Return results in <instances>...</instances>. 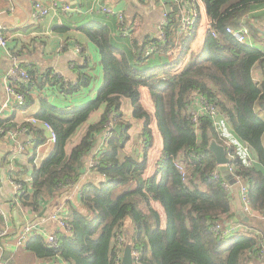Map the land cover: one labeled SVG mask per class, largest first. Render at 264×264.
I'll list each match as a JSON object with an SVG mask.
<instances>
[{
    "label": "trees",
    "instance_id": "obj_1",
    "mask_svg": "<svg viewBox=\"0 0 264 264\" xmlns=\"http://www.w3.org/2000/svg\"><path fill=\"white\" fill-rule=\"evenodd\" d=\"M201 1L212 31L206 32L199 53L191 52L199 16L187 33L177 32L182 5L175 3L163 37L157 33L138 42L130 37L131 29L124 28L128 37L120 44L111 41L108 26L81 27L99 50L102 86L95 99L78 108L59 109L40 99V112L33 118L50 126L54 150L33 167L31 191L16 196L15 202L37 211L43 200L58 198L84 174L106 124L112 122L120 132L112 134L91 168L98 178L82 184L79 208L72 204L67 210L70 235L57 234L55 249L31 236L25 253L39 259L58 257L66 264H118L129 248L134 264H264V51L236 42L225 31L247 28L252 39L259 40L264 12L256 10L264 0ZM176 42L179 49L174 51ZM149 46L155 50L146 55ZM19 68L30 78L27 84L10 80L25 99L22 109L46 84L63 94L77 89L51 74L39 83L37 71ZM140 88L148 90L153 114L143 107ZM196 97L215 107L246 153L234 141L226 145L207 115L192 122ZM125 99L132 119L141 122L136 136H131L132 124L121 112ZM97 111L99 119L88 124ZM153 120L161 150L149 176ZM85 126V134L68 151L69 142ZM0 127L15 128L10 120ZM212 141L230 155L233 171L227 177L244 182L249 204L261 217L238 218L241 230L231 238L212 231L231 218V194L209 151ZM2 225L0 216V230Z\"/></svg>",
    "mask_w": 264,
    "mask_h": 264
},
{
    "label": "crops",
    "instance_id": "obj_2",
    "mask_svg": "<svg viewBox=\"0 0 264 264\" xmlns=\"http://www.w3.org/2000/svg\"><path fill=\"white\" fill-rule=\"evenodd\" d=\"M34 2L49 8L50 13L37 21L31 20ZM171 3L182 5L181 0H0V39L6 42L5 48L0 46V110L6 99L7 77L16 66H22L26 71H37L39 83L43 81L44 75L51 74L67 85L77 87L74 93L63 94L58 88H51L46 84L42 89L33 92L32 103L28 107L13 112L0 111V122L10 120L15 126L12 129L0 127L5 132L13 133L12 137L9 134L0 136V206L7 218V231L0 239V264H66L58 257L34 258L25 253L23 248H17L15 240L26 226H31L45 236L55 233V223L50 219L53 213L64 210L67 214L72 204L79 208L78 198L82 184L87 179L98 178L95 172L85 171L80 180L61 192L58 198L43 200L37 211L23 208L15 202L16 195L12 184H22L25 191L30 192L33 167H38L54 150V143L49 140L48 131L40 124L33 125L29 122L40 112V99L59 109L78 108L95 99L102 86L103 69L99 50L80 32L81 27L108 26L111 41L120 44H124L125 38L128 37L125 29L130 28V37L141 42L146 37L153 38L157 35L158 27L166 20L168 13L173 11ZM188 3L195 15L199 16L197 35L191 45V52L199 53L209 21L201 0ZM63 5H68L70 11L60 10ZM102 8L110 9L113 15L102 12ZM256 12H264V6H260ZM120 18L122 20H119ZM258 25L263 28L258 36L259 40H253L251 35H248L246 44L264 51V23ZM178 49L179 44L176 42L174 51ZM186 62L187 59L183 65ZM253 77L259 80L260 75L255 72ZM139 91L143 107L153 114L154 108L148 90L140 88ZM125 101L128 102V108L123 106L121 112L124 121L132 124L129 129L131 136H136L141 122L132 119L129 101L123 100L122 105ZM82 103L84 104L81 105ZM100 115L99 112L95 122ZM150 128L154 142L148 153L149 166L146 173L149 176L161 150V140L154 120ZM221 134L226 145L234 141L244 152V146L236 141L225 121H221ZM99 138L100 136L97 137L95 148ZM89 160L90 158L87 159V164ZM230 182L233 184L226 182V187L231 194V218L225 222L226 226L238 223V218L248 220L251 217L259 220L256 215L252 217L243 213L241 184L231 180Z\"/></svg>",
    "mask_w": 264,
    "mask_h": 264
},
{
    "label": "built area",
    "instance_id": "obj_3",
    "mask_svg": "<svg viewBox=\"0 0 264 264\" xmlns=\"http://www.w3.org/2000/svg\"><path fill=\"white\" fill-rule=\"evenodd\" d=\"M183 11L181 14V20L179 24L178 31L179 33H187L192 26L194 25L196 21V15L193 9L189 6V3L185 0H181ZM55 8H58L57 5H54ZM60 10L63 12H68L70 11V7L68 5H63ZM102 12L106 14H111L110 9L108 8H102ZM50 13V9L43 6L39 2H34L32 4V13H31V20L37 21L38 19L44 18ZM119 18V16H118ZM119 20H122L121 18ZM166 24V20L158 27V33L163 37V27ZM207 31H212L210 24H207L206 27ZM226 33L231 35V37L238 43L240 44H246L249 32L247 28H242V29H232V28H226ZM247 45V44H246ZM0 46L2 48L6 47V42L3 39H0ZM155 48L149 46L146 48V55H150L154 52ZM10 80L13 81H20L24 84L29 83L30 78L27 75V73L23 70H21L19 67H15L10 75L7 77V84L5 87V92H6V99L5 102L1 106V112H13L14 110H21L25 106V99L23 95L15 92L14 88L11 87ZM192 122H196L200 116L207 115L211 121L213 126L217 129L218 132L221 133V118L217 114V111L215 107L212 105L208 104L206 101H204L202 98L196 97L194 99V102L192 103ZM29 122L33 125H38L40 124L45 130L48 131L49 136H50V141L52 143L55 142V134L52 132L50 126L45 123V122H40L34 118H31ZM116 126L112 122H108L102 131V133L99 135V142L96 146L94 147L91 152V157L90 160L86 166V173L92 172L91 168H93L96 165V160L99 158L101 153L106 147V142L108 139L112 136L114 133V128ZM2 134H9L11 137L13 136V133L8 131L5 132L2 129H0V135ZM244 153H246V148L244 147ZM228 171L231 174L233 171V168L231 166H228ZM85 173V172H84ZM236 183L241 184V189H240V199L243 205V213L247 216H252L256 215L259 219L261 217L256 214L248 200V188L244 184V182L240 181L238 178L234 179ZM13 189H14V195L20 196L24 191H25V186L19 183H13ZM0 216L3 219V225L2 229L0 230V239L3 238V236L6 234V229H7V218L5 214L1 210L0 206ZM51 220L55 223V233L44 235L40 231H35L31 226H26L24 227L21 232L18 234L16 240H15V245L17 248H23L25 246L26 241L28 240L29 237L31 236H39L42 239L44 238V242L52 249H55L58 245V240H57V234H62L64 236L70 235V227L66 223V214L64 210H58L53 213V215L50 217ZM241 230V225L239 224H230L226 226V224H216L212 227V231L214 234L223 237V238H231L236 232ZM135 255L132 253V257ZM121 260L118 261V264Z\"/></svg>",
    "mask_w": 264,
    "mask_h": 264
},
{
    "label": "water",
    "instance_id": "obj_4",
    "mask_svg": "<svg viewBox=\"0 0 264 264\" xmlns=\"http://www.w3.org/2000/svg\"><path fill=\"white\" fill-rule=\"evenodd\" d=\"M166 10L168 11V7H166ZM114 132L119 133L120 127L116 126L114 128ZM209 151L215 157L216 164L219 167V172L222 174L225 180H227V182L230 183V185L233 184L229 181V178L227 177L229 176L228 166H231V160L229 156H227L226 150L224 149V147L212 141L209 145ZM242 216L244 217L245 215L242 214ZM120 264H134L132 252L129 248L124 249Z\"/></svg>",
    "mask_w": 264,
    "mask_h": 264
},
{
    "label": "rangeland",
    "instance_id": "obj_5",
    "mask_svg": "<svg viewBox=\"0 0 264 264\" xmlns=\"http://www.w3.org/2000/svg\"><path fill=\"white\" fill-rule=\"evenodd\" d=\"M86 103V102H84ZM84 103H82L81 105H83ZM85 105V104H84ZM123 106L124 108H128V102L125 101L124 105H122V110H123ZM97 115H99V112H94L93 114H91V116L89 117L88 120V124H92L95 122V119L97 117ZM87 126V125H86ZM86 126L81 128L78 133L75 135V137L69 142L68 144V151H70V149L79 141V139L85 134V129Z\"/></svg>",
    "mask_w": 264,
    "mask_h": 264
}]
</instances>
